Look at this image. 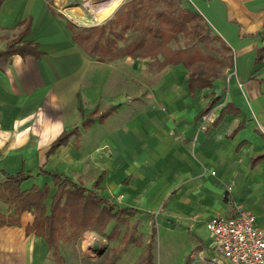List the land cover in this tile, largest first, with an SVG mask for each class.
<instances>
[{"label": "crops", "instance_id": "obj_1", "mask_svg": "<svg viewBox=\"0 0 264 264\" xmlns=\"http://www.w3.org/2000/svg\"><path fill=\"white\" fill-rule=\"evenodd\" d=\"M124 1L0 0V52L13 41L34 50L0 56V264L64 258L62 240L56 258L34 227L36 209H20L9 196L18 175L23 195L45 190V215L58 189L55 175L102 204L129 208L132 224L147 215L153 225L161 215L172 230L190 232V257L198 262L209 249L217 264L205 226L211 216L239 206L264 226V0H181L232 53L212 85L193 90L181 63L146 70L142 57L102 61L74 39V20L102 23ZM107 5L108 14L98 15ZM107 66L110 76L98 85L95 75ZM127 85L135 91L128 101L121 96ZM114 104L118 110L98 121ZM63 133L67 141L52 148Z\"/></svg>", "mask_w": 264, "mask_h": 264}, {"label": "trees", "instance_id": "obj_2", "mask_svg": "<svg viewBox=\"0 0 264 264\" xmlns=\"http://www.w3.org/2000/svg\"><path fill=\"white\" fill-rule=\"evenodd\" d=\"M162 1L166 0H125L115 10L114 14L104 22L92 26L73 28L74 39L87 53L102 61L127 55L146 57L154 53H156V56L162 54L161 59L155 57L160 68L168 64L178 63L188 68L187 78L192 90L197 87L203 88L212 85V81L223 74L221 70L214 69L216 62H222L229 66L232 64V53L229 47L219 35L214 33V36L221 40L225 48L229 50V54L227 57L213 58L211 52L204 49L211 41L213 31L200 13L185 7L181 0H177L180 2L179 5L183 6L191 16L204 20L207 25V33H202L198 22H196L198 29L194 26V31L197 34L195 36L200 39L202 47H192L190 45L182 48H171L168 43L173 39L177 40L179 34L185 28L186 22L179 14H176V11L178 13L177 9L159 7ZM16 42H11L6 51L0 52V56L15 52L32 53L34 51L29 45L18 46ZM210 107L208 105L205 110L208 111ZM111 109L113 107L107 109L105 114L109 113ZM86 122L84 124H87ZM67 138V133H63L54 141L52 148L66 142ZM22 177V175H18L10 181L11 183L8 185L9 196L13 197V201L19 202L20 209L26 207L36 209L37 215L34 227L37 232L46 237L56 258H60L58 240L63 233L65 224L79 221L93 212H97V216L101 218L104 213L113 214L112 210L116 208L115 205H102L104 199L96 195L85 194L86 188L77 186L76 183L67 178L61 179L60 176L55 175L58 189L53 196L52 212L50 215H45L46 206L43 203L45 190L37 189L23 195L19 189V182ZM92 203L93 206L96 204L98 208L88 207ZM128 209L127 207H121L117 211L129 213L125 212L129 211ZM130 212L132 211L130 210ZM2 222L0 219V224ZM86 228L95 229L85 226L82 230ZM147 264H150V262L148 261Z\"/></svg>", "mask_w": 264, "mask_h": 264}, {"label": "rangeland", "instance_id": "obj_3", "mask_svg": "<svg viewBox=\"0 0 264 264\" xmlns=\"http://www.w3.org/2000/svg\"><path fill=\"white\" fill-rule=\"evenodd\" d=\"M179 4L180 2L177 0H166L162 1L159 5V7L164 9L168 7L174 8L175 10L177 9L178 13L176 11V14H179L186 22L185 28L179 34L177 40H171L168 45H170L171 48H182L190 45L192 47H199L202 44L198 36H195L197 34L194 31V26L198 29L196 26V22H198L200 31H202V33H207V25L204 20H199L196 17L191 16L185 11L184 7ZM85 12H87L89 17L92 18L90 19L92 21L93 16L91 13L87 10H85ZM73 22L79 25L78 27L87 25L80 21L75 22L74 20ZM211 34L212 39L204 49L210 51L215 59L218 57H227L229 50L225 48L221 40L214 36V32ZM28 44L29 43H27V45ZM142 57L144 59L146 58L147 62L149 61L147 63L148 68L146 67V70H149L150 66H158L155 57H160L161 59L162 54L156 56V53H154ZM112 60L107 59V61ZM228 67V64H223L222 62H216V65H214V69L221 70L222 72H225ZM109 71L110 67L107 66V68L103 67L96 73L95 77L99 81L98 85H102L101 82L110 76ZM143 75L145 82H147V77L145 74ZM116 88L118 96V87ZM143 90L144 95L147 96L146 93L148 88L145 86V83L143 84ZM129 92L135 93V91L131 90L130 85L124 86L122 89V93L124 94L121 93V96H123L126 101H128L127 96L130 94ZM110 96L111 95L109 94L104 95V97ZM119 98L122 99L121 97ZM118 104L110 105L111 107H109H113V109L107 114H105V112L109 107L102 110L98 115V121L106 119L109 114L117 111L119 107ZM126 108L127 107H123L121 111H124ZM107 203L108 202L105 201L102 205ZM88 207L98 208L96 204L93 206V203ZM117 210L113 209V214L108 212L104 213L101 218L97 216V212H93L88 214L85 218H81L79 221L65 224L63 227V233L58 240V244H60V241L62 240L64 258L57 264H147L148 261L150 264H213L210 260L212 252L209 249H207L208 258L205 259V262H198L200 260L197 258L194 259L190 257V252L194 248L193 243L195 241L192 235H189L190 232L187 229H181L180 226L176 225L174 227L176 230H172L171 226L167 227L166 224L161 222V215H157V217H155V215L153 216L155 220V224L153 225L149 224V218L147 215H144L145 222H143V224H132L135 223V221H131V218L127 217L124 212ZM139 214L141 216L142 212ZM85 226L95 229L86 228L82 230ZM87 231L94 232L99 238L98 242L100 244L97 242V248L94 246L96 242L91 244V251H85L82 248V244L87 237Z\"/></svg>", "mask_w": 264, "mask_h": 264}, {"label": "built area", "instance_id": "obj_4", "mask_svg": "<svg viewBox=\"0 0 264 264\" xmlns=\"http://www.w3.org/2000/svg\"><path fill=\"white\" fill-rule=\"evenodd\" d=\"M205 226L217 264H264V226L257 225L254 212L236 206L232 214L211 216Z\"/></svg>", "mask_w": 264, "mask_h": 264}, {"label": "bare ground", "instance_id": "obj_5", "mask_svg": "<svg viewBox=\"0 0 264 264\" xmlns=\"http://www.w3.org/2000/svg\"><path fill=\"white\" fill-rule=\"evenodd\" d=\"M103 1V0H102ZM115 1V0H114ZM96 3V2H95ZM115 3V2H114ZM94 4V3H93ZM102 4V3H101ZM110 4V3H109ZM110 5H107V6H102V8L101 9H99V10H96V12H97V14L98 15H102V14H104V15H107L108 14V12L110 11L109 9H110V7H109ZM113 7V6H112ZM86 235H87V237H86V240L84 241V243L82 244V248H83V250H85V251H91L92 250V246H91V244H93L94 242H98V240H99V238L97 237V235L94 233V232H91V231H87L86 232ZM99 243V242H98ZM100 244V243H99ZM91 248V249H90Z\"/></svg>", "mask_w": 264, "mask_h": 264}, {"label": "water", "instance_id": "obj_6", "mask_svg": "<svg viewBox=\"0 0 264 264\" xmlns=\"http://www.w3.org/2000/svg\"><path fill=\"white\" fill-rule=\"evenodd\" d=\"M94 246H95V248H97L98 247L97 243Z\"/></svg>", "mask_w": 264, "mask_h": 264}]
</instances>
